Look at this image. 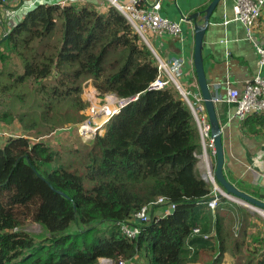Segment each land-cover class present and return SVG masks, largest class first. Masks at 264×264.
I'll return each instance as SVG.
<instances>
[{
	"label": "trees",
	"instance_id": "obj_1",
	"mask_svg": "<svg viewBox=\"0 0 264 264\" xmlns=\"http://www.w3.org/2000/svg\"><path fill=\"white\" fill-rule=\"evenodd\" d=\"M0 49V122L17 126L0 147V264H223L226 254L264 264L256 216L219 195L208 208L193 115L173 85L149 90L157 60L115 7L40 3ZM88 81L101 98L137 99L91 148L62 156L45 139L83 120ZM158 197L173 212L125 238L116 223ZM29 222L44 234L26 231Z\"/></svg>",
	"mask_w": 264,
	"mask_h": 264
},
{
	"label": "crops",
	"instance_id": "obj_2",
	"mask_svg": "<svg viewBox=\"0 0 264 264\" xmlns=\"http://www.w3.org/2000/svg\"><path fill=\"white\" fill-rule=\"evenodd\" d=\"M133 1L147 6L155 0H122L121 3L129 4ZM211 2L212 0H161L162 17L173 21L184 19L180 21L181 34L179 37H148V48L155 57L164 63L181 61L182 67L177 80L192 93H200L193 60L194 26L203 25L205 10ZM233 2L234 0H221L218 3L204 33L201 54L206 78L210 80V92L218 99L214 105L222 131L224 175L235 188L264 202V114L251 115L240 122L234 118L236 105L226 101L229 88L241 90L254 76L264 77V68H258V58L252 44L246 40L243 25L234 20ZM40 3L85 5L100 13H105L111 6L108 0H0V43L4 41L9 29L22 20L31 7ZM224 21L227 23L224 24ZM253 37L264 45V8ZM13 125L17 127L16 124ZM10 127L11 125L0 122V147L11 135ZM201 153L203 154L202 150ZM201 153L198 154L200 159L198 158L197 170L204 178ZM207 155L214 164L215 158L211 152H207ZM212 196L211 192L210 198ZM163 210L164 207H157L152 213L159 214ZM232 262L231 256L226 254L223 264Z\"/></svg>",
	"mask_w": 264,
	"mask_h": 264
},
{
	"label": "built area",
	"instance_id": "obj_3",
	"mask_svg": "<svg viewBox=\"0 0 264 264\" xmlns=\"http://www.w3.org/2000/svg\"><path fill=\"white\" fill-rule=\"evenodd\" d=\"M127 20L132 33L139 41L149 46L148 37L170 35L172 37H179L181 34L180 21H173L164 18L160 15L161 0H155L150 5L144 6L139 2H131L129 4H122V0H108ZM264 8V0H234L233 2V15L234 20L240 22L245 30V37L255 51L257 56L258 68H264V45L254 39V30L257 26L261 11ZM227 21H224L226 24ZM159 76L149 86V90L160 91L169 84L173 85L181 95L182 99L188 105L193 118L197 124L200 140L202 142L204 156L205 150L208 148L214 155V144L210 136V125L208 123L203 99L199 93H192L185 89L177 80L181 71V61L174 60L171 63H164L157 56ZM88 95H90L88 93ZM90 98L92 103L82 114L84 119L75 125L77 136L82 143L92 141L96 135L102 134V129L105 124L115 115H117L124 107L137 99L136 96L119 98L113 94H106L103 98L99 97L94 89ZM89 99V98H88ZM93 100V101H92ZM99 101V104L97 103ZM218 101L217 98L212 99L213 103ZM226 101L236 105L234 118L238 121H245L250 115L264 114V77L260 75L254 76L247 82L241 90L236 88H229L226 92ZM101 102V103H100ZM207 156V155H206ZM203 167L208 170L207 177H209L210 163L203 158ZM206 178V176L204 177ZM263 186H264V179ZM213 196L207 202L208 208L214 210L217 206L219 196L231 199L219 190L213 192ZM157 207H164V210L159 213H152V210ZM252 208L255 212L261 211L260 209ZM171 210H174V205L168 202L164 197H158L155 201L143 206L132 219L125 222H117L116 226L119 232L127 239H136L140 232L141 226L146 223L151 215L155 219L169 215ZM258 210V211H257ZM200 229L197 227L192 231V236L198 235ZM97 264H126L125 261L120 260L115 263L111 259L100 258Z\"/></svg>",
	"mask_w": 264,
	"mask_h": 264
},
{
	"label": "water",
	"instance_id": "obj_4",
	"mask_svg": "<svg viewBox=\"0 0 264 264\" xmlns=\"http://www.w3.org/2000/svg\"><path fill=\"white\" fill-rule=\"evenodd\" d=\"M220 1L221 0H212V2L208 5V7L205 10L203 25L194 26V34H195V46H194V56H193L194 68H195L198 88L203 99L204 107L207 114V119L210 125V135L214 144V153H215L214 179L216 183L220 185L224 194H226L227 196H231L241 201H244L249 206L264 211L263 201L256 199L235 188L226 179L223 172L224 148L222 141V131L216 117L215 105L212 102V99L215 95L210 92L211 89L210 80L206 78V73L204 71V64L201 54L204 33L209 25L211 15L213 14L215 8L217 7ZM170 212L172 213L173 210H171Z\"/></svg>",
	"mask_w": 264,
	"mask_h": 264
},
{
	"label": "rangeland",
	"instance_id": "obj_5",
	"mask_svg": "<svg viewBox=\"0 0 264 264\" xmlns=\"http://www.w3.org/2000/svg\"><path fill=\"white\" fill-rule=\"evenodd\" d=\"M88 86H89L88 91L90 92V89L91 90L93 89L92 83L88 82L87 85L85 86V88H87ZM83 87H84V85H83ZM81 99L87 100L84 96L83 88H82ZM97 103L99 104V101H97ZM91 104L92 103H90V105ZM81 112L79 115H81ZM68 128L69 129H66V130H57V131H55V133L53 135H49L50 137L45 139L46 144L51 146V148H53L55 151H57L62 156L66 155L68 152H70L73 149L72 146L74 148L78 147L80 150H83V151L86 148H91V142L92 141L85 143V144L82 143L76 134L74 125H68ZM16 129H17V127H14V125H11L10 134L11 135L17 134ZM200 142H201V140H200ZM201 145H202V142H201ZM200 153H201V151H200ZM209 157L210 156L208 155L207 158H208V161L210 163V167L208 169H209L210 173L212 174L213 180H211L207 177L208 170L206 168H204L202 176L203 177L206 176L205 181L209 184L211 192L213 194L214 190H215V192H218L219 190L222 191V189L216 184V181L214 180V164H212ZM230 198L231 199H228L229 201H231L232 203H236L242 207H245L246 209H248V211L251 214L256 216V220H257L258 224L256 225V228H254L250 232L254 233V234H261L263 237L264 236V217L261 214L253 211L251 208H249L248 204H246L244 201H241V200L236 199L234 197H230ZM25 229L29 233L34 234V236H38V235L42 236L44 234L42 232V229L37 224H34V223L29 222ZM76 230H77V228L75 226H71L70 229L68 230V232H75ZM242 260L243 259L240 258L238 262H242ZM235 263L236 262H232V264H235ZM128 264H130V262Z\"/></svg>",
	"mask_w": 264,
	"mask_h": 264
},
{
	"label": "clouds",
	"instance_id": "obj_6",
	"mask_svg": "<svg viewBox=\"0 0 264 264\" xmlns=\"http://www.w3.org/2000/svg\"><path fill=\"white\" fill-rule=\"evenodd\" d=\"M112 6V5H111ZM114 7V6H113ZM32 8V7H31ZM124 17V16H123ZM125 18V17H124ZM7 36V35H6ZM6 38V37H5ZM151 51V50H150ZM154 55V54H153ZM154 57H155V55H154ZM156 58V57H155ZM157 60V59H156ZM157 62H158V60H157ZM158 64V63H157ZM182 67V66H181ZM179 78V77H178ZM91 82V81H90ZM179 82V81H178ZM88 83V82H87ZM87 83H85L84 84V87H83V93H84V96H85V98L87 99L86 101L89 103V105H88V107L90 106V98L92 97V96H90L91 94H92V92H93V89L97 92V90L93 87V89L91 90L90 89V92L88 91L87 93H85V89H89V86L87 87V88H85V86L87 85ZM180 83V82H179ZM93 86V85H92ZM190 92H192L191 90H189ZM88 93L90 94V95H88ZM98 93V92H97ZM200 94V93H199ZM201 95V94H200ZM202 97V96H201ZM89 98V99H88ZM93 101V100H92ZM184 101V100H183ZM185 102V101H184ZM186 103V102H185ZM204 104V103H203ZM215 104V103H214ZM87 107V108H88ZM86 108V109H87ZM85 109V110H86ZM85 110H83L82 112H84ZM206 111V110H205ZM82 112H81V114H82ZM207 115V114H206ZM84 116V115H83ZM251 116V115H250ZM84 119V118H83ZM109 122V121H108ZM107 122V123H108ZM80 123V122H79ZM106 123V124H107ZM209 123V122H208ZM106 124H105V126H106ZM77 125V124H76ZM75 126V125H74ZM105 126L103 127V129H102V134H100V135H103V133H104V128H105ZM76 131V130H75ZM77 134V133H76ZM97 136V135H96ZM95 136V137H96ZM211 136V135H210ZM79 138V137H78ZM80 140V139H79ZM91 142V141H90ZM200 144H201V142H200ZM201 150H202V152H203V147H202V145H201ZM205 152H206V155H207V152H211V150L210 149H206L205 150ZM212 154V153H211ZM201 155V159L203 160V158H204V152H203V154L201 153L200 154ZM214 158H215V153H214V155H212ZM206 157H208V155L206 156ZM197 158H199L198 157V155H197ZM200 159V158H199ZM208 159V158H207ZM199 161V160H198ZM204 179V178H203ZM205 180V179H204ZM215 180V179H214ZM217 184V183H216ZM250 208V207H249ZM252 209V208H251ZM253 210V209H252ZM254 211V210H253Z\"/></svg>",
	"mask_w": 264,
	"mask_h": 264
},
{
	"label": "bare ground",
	"instance_id": "obj_7",
	"mask_svg": "<svg viewBox=\"0 0 264 264\" xmlns=\"http://www.w3.org/2000/svg\"><path fill=\"white\" fill-rule=\"evenodd\" d=\"M204 159H205V160L207 159L206 155L204 156ZM207 161H208V159H207ZM208 162H209V161H208ZM205 168H206V167H205ZM209 177H210L211 180H213V177H212V174L210 173V171H209ZM257 211H258V210H257ZM257 213L261 214V215L264 217V212L258 211Z\"/></svg>",
	"mask_w": 264,
	"mask_h": 264
}]
</instances>
